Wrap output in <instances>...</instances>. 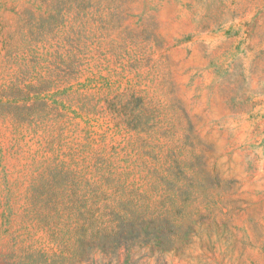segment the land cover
Masks as SVG:
<instances>
[{
  "label": "rangeland",
  "instance_id": "obj_1",
  "mask_svg": "<svg viewBox=\"0 0 264 264\" xmlns=\"http://www.w3.org/2000/svg\"><path fill=\"white\" fill-rule=\"evenodd\" d=\"M0 264H264V0H0Z\"/></svg>",
  "mask_w": 264,
  "mask_h": 264
}]
</instances>
